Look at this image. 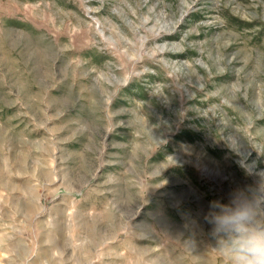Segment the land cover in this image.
<instances>
[{
	"label": "rangeland",
	"instance_id": "rangeland-1",
	"mask_svg": "<svg viewBox=\"0 0 264 264\" xmlns=\"http://www.w3.org/2000/svg\"><path fill=\"white\" fill-rule=\"evenodd\" d=\"M262 181L264 0H0V264H227Z\"/></svg>",
	"mask_w": 264,
	"mask_h": 264
},
{
	"label": "clouds",
	"instance_id": "clouds-1",
	"mask_svg": "<svg viewBox=\"0 0 264 264\" xmlns=\"http://www.w3.org/2000/svg\"><path fill=\"white\" fill-rule=\"evenodd\" d=\"M227 264H264V181L229 202H212L205 216Z\"/></svg>",
	"mask_w": 264,
	"mask_h": 264
}]
</instances>
